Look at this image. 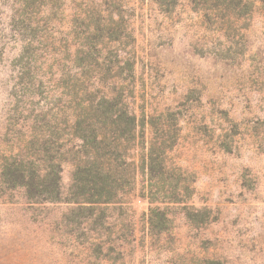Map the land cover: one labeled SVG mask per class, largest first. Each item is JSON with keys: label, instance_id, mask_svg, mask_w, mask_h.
I'll list each match as a JSON object with an SVG mask.
<instances>
[{"label": "rangeland", "instance_id": "1", "mask_svg": "<svg viewBox=\"0 0 264 264\" xmlns=\"http://www.w3.org/2000/svg\"><path fill=\"white\" fill-rule=\"evenodd\" d=\"M0 264H264V0H0Z\"/></svg>", "mask_w": 264, "mask_h": 264}, {"label": "trees", "instance_id": "2", "mask_svg": "<svg viewBox=\"0 0 264 264\" xmlns=\"http://www.w3.org/2000/svg\"><path fill=\"white\" fill-rule=\"evenodd\" d=\"M109 120L111 124L116 126V128H119L121 125L125 127L132 126L133 130L135 128V117L131 114H121V116L119 115L114 119L110 118ZM93 144L95 150L101 151V149L105 148L100 146L102 143L101 141H97V139L93 140ZM113 150V152H115L116 148L113 147ZM110 155H113L112 152H110ZM86 165L89 166L91 165V163H86ZM85 168L87 169L80 170L79 173H77L81 177H79L78 179L80 181L81 189L84 190L83 195L89 196V198L84 200L85 203L91 205L110 203L111 198L115 197V195L121 191L119 181L114 174L115 172L113 170L105 168L102 164H98L97 167L93 166L94 169L88 168L87 166ZM19 177L21 183H24L23 177ZM41 185L44 187V190H42L41 193L42 195H45V201H56L58 194V185L55 181V177L53 180L49 179V177L41 179Z\"/></svg>", "mask_w": 264, "mask_h": 264}]
</instances>
